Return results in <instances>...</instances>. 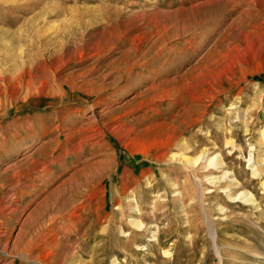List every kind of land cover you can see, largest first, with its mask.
I'll return each mask as SVG.
<instances>
[{
	"label": "rangeland",
	"instance_id": "obj_1",
	"mask_svg": "<svg viewBox=\"0 0 264 264\" xmlns=\"http://www.w3.org/2000/svg\"><path fill=\"white\" fill-rule=\"evenodd\" d=\"M263 132L264 0H0V264H264Z\"/></svg>",
	"mask_w": 264,
	"mask_h": 264
},
{
	"label": "bare ground",
	"instance_id": "obj_2",
	"mask_svg": "<svg viewBox=\"0 0 264 264\" xmlns=\"http://www.w3.org/2000/svg\"><path fill=\"white\" fill-rule=\"evenodd\" d=\"M264 133V132H263ZM264 137V136H263ZM183 143V142H182ZM263 143H264V139L262 138V142H261V144L263 145ZM187 146V145H186ZM174 157H180V158H182V159H186V160H189L190 162L191 161H196V159H192V158H190V157H188L186 154H184V153H181V154H177V155H173ZM203 156L202 155H200V157L199 158H202ZM262 159V158H261ZM215 160V159H214ZM212 162H214L212 159H211V163ZM258 162V161H257ZM193 163V162H192ZM198 163V162H197ZM211 166V165H210ZM217 166V165H216ZM219 166V165H218ZM258 169L260 170V171H263L264 170V166H263V163H261L260 161H259V163H258ZM264 174V173H263ZM234 182V181H233ZM234 185V184H233ZM232 187V186H231ZM23 193V192H22ZM230 194V193H229ZM242 194H244L245 195V197H247V199L249 200V201H251V202H255V199H254V196L252 195V194H250L249 192H244V193H242ZM247 200V201H248ZM73 201V200H72ZM72 201H70L69 202V200H68V203H71L72 204ZM67 203V204H68ZM67 204H62V205H60L59 207H57L56 208V210L57 211H59V210H61L62 211V209L63 208H65L66 206H67ZM76 205V204H75ZM68 207V206H67ZM66 207V208H67ZM70 208H72V207H70ZM77 209H78V207H76ZM136 211H138L139 212V209H137L136 208ZM36 214H38L37 212H36ZM53 214H55V213H53ZM44 215V214H43ZM42 215V216H43ZM61 215V214H60ZM45 216V215H44ZM56 217V216H55ZM38 221H41V220H38ZM131 222L135 225V226H137V227H140L141 226V222L138 220V219H136V218H133L132 220H131ZM43 225V224H42ZM142 228V227H141ZM45 228H43V230H44ZM42 230V229H41ZM40 230V231H41ZM43 232V231H42ZM153 242V241H152Z\"/></svg>",
	"mask_w": 264,
	"mask_h": 264
}]
</instances>
